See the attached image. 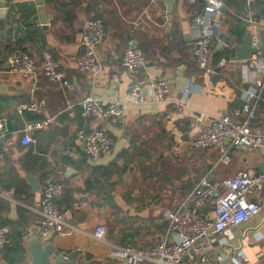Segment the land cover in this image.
<instances>
[{
    "label": "crops",
    "instance_id": "obj_1",
    "mask_svg": "<svg viewBox=\"0 0 264 264\" xmlns=\"http://www.w3.org/2000/svg\"><path fill=\"white\" fill-rule=\"evenodd\" d=\"M0 2L5 9V41L0 48V148L5 149L0 164V221L9 228L11 239L0 249L2 264L10 263L9 259L29 264L21 230L37 229L42 180L49 172L64 185L57 203L68 222L63 234L47 238L55 250L52 264H57L53 257L61 253L71 258L61 264H120L111 252L127 244L148 247L166 237L164 213L174 209L202 177L214 182L241 168L259 169L262 163L249 152H232L231 161L220 164L222 147L191 146L197 131L189 125L192 117L235 116L242 106V88L253 86L250 72L242 71L243 60L234 56L217 63L212 60V73L197 67L192 42L197 34L193 18L200 12L198 0H174L170 15L165 0H43L45 26L35 0ZM227 12L232 14V8L226 7L218 20L220 31L227 33L223 44L232 47L239 42L223 25ZM95 16L103 21L104 35L96 46L101 67L91 74L79 70L76 59L85 20ZM128 41L140 47L146 59L145 67L132 75L121 66ZM17 51L36 60L35 76L8 71L6 58ZM44 51L59 62L68 88L45 76L40 66ZM113 74L118 75L117 81ZM148 77L171 78L172 88L164 99L154 98ZM131 81L141 88L140 102L131 100ZM86 94L104 102L118 100L123 118L112 124L82 116L76 102ZM30 100L38 101L42 111L18 113L17 105ZM69 101L71 107L66 106ZM46 114L53 116L49 126L31 130L33 142L22 144L26 122ZM254 125L264 131V101L258 104ZM90 127H102L112 138L110 153L85 154L75 132ZM262 197L261 211L233 227L223 245L216 243L210 260L199 262L195 253L184 262L260 264ZM212 208L207 203L203 212L212 216ZM99 223L105 227L101 241L91 236ZM16 245L24 250L19 256Z\"/></svg>",
    "mask_w": 264,
    "mask_h": 264
},
{
    "label": "built area",
    "instance_id": "obj_2",
    "mask_svg": "<svg viewBox=\"0 0 264 264\" xmlns=\"http://www.w3.org/2000/svg\"><path fill=\"white\" fill-rule=\"evenodd\" d=\"M202 2L200 12L193 18L197 34L192 42V54L197 67L208 74L213 72L211 66L213 45L220 31L218 16L225 4L223 0H202ZM246 10L247 18H243L248 23L250 42L257 48L261 42L258 30L264 28V18L255 20L248 8ZM103 35L104 25L100 17L95 16L85 20L80 39L81 52L76 59V67L79 70L91 74L99 70L101 63L96 53V46ZM224 47H228V44L224 43L221 49ZM145 60L142 49L132 41H128L121 58L122 68L132 75L145 67ZM6 65L10 73L25 77L35 76L39 68L32 56L19 51L7 56ZM40 66L50 81L64 89L69 87L65 72L48 51L43 52ZM242 71L250 72L253 86L250 89L242 88L243 102L235 116L231 113L210 117L195 116L189 121L191 127L197 128L191 139V146L201 150L222 147L217 158V163L220 164H228L232 152L240 154L249 152L259 163L264 162V131L254 125L258 104L264 101V51L257 49L249 59L243 60ZM112 77L115 81L119 79L117 74H113ZM148 80L156 99H164L171 91V78L148 77ZM128 90L132 102L142 101L141 88L136 81L130 82ZM76 104L81 115L86 118L116 124L124 116L122 105L118 100L104 102L94 94L82 96ZM71 105L70 101L66 104L67 107ZM41 111V105L36 100L23 101L17 105V112L20 114ZM52 120L53 116L46 114L41 119L26 122L22 130L21 143L26 145L33 142L29 135L30 131L45 129ZM75 139L81 144L88 157L110 153L113 144L112 138L102 127L78 129L75 132ZM4 159L5 149L0 148V164ZM41 191L37 230L41 239L48 241L50 235L63 234L68 227L66 215L57 203L64 192V185L49 172L42 180ZM261 194L264 196V169L241 168L214 182L202 177L179 200L174 209L164 213L167 222V235L164 239L144 248L127 244L111 252V255L117 258L120 264H197L184 262L185 258L195 253L199 255V262H207L216 243L223 245L233 227L261 211L263 207ZM207 203H211L213 207L212 216L203 212ZM91 236L100 241L104 240V225L97 224ZM10 242L9 228L0 221V249ZM61 254L63 260L71 259L69 253ZM10 264H24V262ZM260 264H264V250Z\"/></svg>",
    "mask_w": 264,
    "mask_h": 264
},
{
    "label": "water",
    "instance_id": "obj_3",
    "mask_svg": "<svg viewBox=\"0 0 264 264\" xmlns=\"http://www.w3.org/2000/svg\"><path fill=\"white\" fill-rule=\"evenodd\" d=\"M167 3L168 15L171 14L174 7V0H165ZM37 6V12L42 24H46V16L43 9V0H35ZM221 13L226 12V7H222ZM260 36V45L256 48L250 42V31L246 30L241 41L232 45V50L234 52L235 60H246L249 59L251 54L257 49L264 51V28L258 30ZM218 43L216 45L217 49H221L223 42L227 39V33L225 31L218 32ZM5 41V9L4 3L0 2V48L3 47ZM264 169V163L259 166V170ZM23 236L26 238L25 249L27 251V256L29 264H52L51 256L54 253V246L51 241H43L39 235L38 230L30 231L28 229L21 230ZM54 263L61 264L63 261V254H58L53 257Z\"/></svg>",
    "mask_w": 264,
    "mask_h": 264
},
{
    "label": "trees",
    "instance_id": "obj_4",
    "mask_svg": "<svg viewBox=\"0 0 264 264\" xmlns=\"http://www.w3.org/2000/svg\"><path fill=\"white\" fill-rule=\"evenodd\" d=\"M225 7L233 10L232 17L233 21L229 26L228 33L229 36L234 37L237 42H240L245 31L247 30L248 23L244 18H247V8L250 12V15L253 19L259 20L264 18V0H223ZM200 4V10L202 8V0H198ZM226 15H229L227 12ZM244 17V18H243ZM230 37V38H231ZM216 43L213 45V58L212 60L217 63L219 60L224 57L230 58L234 56V52L231 48V43H228V47H224L223 49H216ZM31 117H29L30 119ZM23 248L20 245H16L15 253L17 256L23 252ZM18 258V257H17ZM21 258V257H19ZM17 259H9L10 263H15ZM9 263V264H10Z\"/></svg>",
    "mask_w": 264,
    "mask_h": 264
},
{
    "label": "rangeland",
    "instance_id": "obj_5",
    "mask_svg": "<svg viewBox=\"0 0 264 264\" xmlns=\"http://www.w3.org/2000/svg\"><path fill=\"white\" fill-rule=\"evenodd\" d=\"M233 21V17L231 14L227 15V22L225 21L223 23L224 27L227 28L231 25V22Z\"/></svg>",
    "mask_w": 264,
    "mask_h": 264
}]
</instances>
